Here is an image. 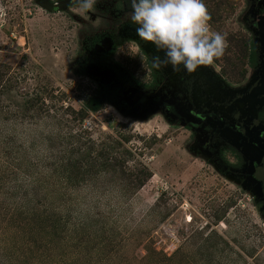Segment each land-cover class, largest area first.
<instances>
[{
    "label": "rangeland",
    "instance_id": "1",
    "mask_svg": "<svg viewBox=\"0 0 264 264\" xmlns=\"http://www.w3.org/2000/svg\"><path fill=\"white\" fill-rule=\"evenodd\" d=\"M203 2L228 47L188 73L183 65L154 68L153 56L163 53L123 35L136 28L128 21L130 0H98L86 14L75 0H0V135L12 140L1 148L23 159L22 167H43L58 185L66 183V172L54 168L59 159L81 167L73 187L52 192L65 201L60 211L74 229L63 246L67 263L264 264V207L254 190L220 170L185 125L155 107L138 112L115 102L125 82L183 92L176 80L183 70L202 110L251 77L264 48V35L250 27L255 1ZM257 13L264 17V0ZM106 38L111 50H95ZM91 65L114 72L113 84L89 75ZM87 156L93 161L84 165ZM12 179L0 184V196L18 199ZM102 222L112 245L97 250L85 243L84 223Z\"/></svg>",
    "mask_w": 264,
    "mask_h": 264
},
{
    "label": "flooded vegetation",
    "instance_id": "2",
    "mask_svg": "<svg viewBox=\"0 0 264 264\" xmlns=\"http://www.w3.org/2000/svg\"><path fill=\"white\" fill-rule=\"evenodd\" d=\"M254 1L250 27L264 35V17L257 13L263 0ZM123 35L134 37L135 29L126 27ZM186 74L181 70L176 76L183 91L178 94L125 82L115 102L121 108L138 112L158 108L172 121L199 134L202 151L224 173L248 184L264 207V48L260 45L255 71L244 84L232 93L226 92L227 100L224 93L222 99L211 98L210 102L219 109L204 105L199 110L195 106ZM210 81L214 89L217 81ZM222 146L224 154L219 158L217 149Z\"/></svg>",
    "mask_w": 264,
    "mask_h": 264
},
{
    "label": "trees",
    "instance_id": "3",
    "mask_svg": "<svg viewBox=\"0 0 264 264\" xmlns=\"http://www.w3.org/2000/svg\"><path fill=\"white\" fill-rule=\"evenodd\" d=\"M9 141L12 140L6 141V136L0 135V184L4 185L8 183L6 180L13 178L11 189L19 197L14 199L11 196H0V264H76L72 260L67 263L68 259L64 258L65 240H73L70 233L74 229H68L70 219L60 211L65 201L52 197V192H57L58 188L74 186L71 177L81 168L78 161L71 158L63 166L59 159L54 168L66 172V183L58 185L49 179L43 167H22L20 161L23 159L14 158L1 148ZM69 154L72 155L73 151H69ZM86 159L93 161L87 156L81 161L84 165L88 163ZM89 166L95 167L98 163L91 162ZM133 187L136 186L133 184ZM92 207L97 209L96 205ZM84 225L89 228L85 243L97 244V250L112 245L111 240L104 237L108 230L107 224Z\"/></svg>",
    "mask_w": 264,
    "mask_h": 264
},
{
    "label": "clouds",
    "instance_id": "4",
    "mask_svg": "<svg viewBox=\"0 0 264 264\" xmlns=\"http://www.w3.org/2000/svg\"><path fill=\"white\" fill-rule=\"evenodd\" d=\"M98 0H75L76 11L94 10ZM128 21L137 37L154 46L152 66L160 69L183 65L188 73L220 59L228 47L227 38L212 30L211 15L203 0H130Z\"/></svg>",
    "mask_w": 264,
    "mask_h": 264
},
{
    "label": "water",
    "instance_id": "5",
    "mask_svg": "<svg viewBox=\"0 0 264 264\" xmlns=\"http://www.w3.org/2000/svg\"><path fill=\"white\" fill-rule=\"evenodd\" d=\"M58 9H59L58 5H55L53 7V11H57ZM111 47H112V43L110 39L106 38L101 42L100 45L95 46V50H98L99 52H109L111 50ZM88 73L89 75L94 76V77L98 76L100 78L101 83L106 86L112 84L115 80L114 72L108 71V70L100 71L99 68L95 65H91L88 68Z\"/></svg>",
    "mask_w": 264,
    "mask_h": 264
}]
</instances>
